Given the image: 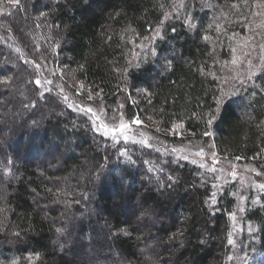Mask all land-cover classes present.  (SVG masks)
I'll return each mask as SVG.
<instances>
[{
    "label": "trees",
    "instance_id": "16d2710c",
    "mask_svg": "<svg viewBox=\"0 0 264 264\" xmlns=\"http://www.w3.org/2000/svg\"><path fill=\"white\" fill-rule=\"evenodd\" d=\"M1 1L0 264H264V193L234 260L233 197L210 205L198 163L115 147L80 110L94 94L129 121L181 124L204 144L214 132L221 153L264 163V66L245 84L231 66L238 36L262 40L264 0ZM44 61L78 92L56 68L47 84Z\"/></svg>",
    "mask_w": 264,
    "mask_h": 264
},
{
    "label": "rangeland",
    "instance_id": "374dc122",
    "mask_svg": "<svg viewBox=\"0 0 264 264\" xmlns=\"http://www.w3.org/2000/svg\"><path fill=\"white\" fill-rule=\"evenodd\" d=\"M6 10L7 8L0 0V15ZM262 23H264V14ZM244 35L246 36L247 33H244ZM259 36L262 40L260 39L252 43V45H248L244 37H237L235 44L238 46V51L236 50L237 52L234 55L231 66L235 68L233 81L239 84H245L250 81L264 66V26L260 27ZM55 68L62 79L66 78L67 87H73L78 92L79 89L77 88L78 86L80 87V83H77L74 77L68 78L57 66H55ZM55 68L52 63L45 61L40 66V73L49 85H53L54 83L52 77L55 74ZM62 79L60 80L62 81ZM59 83L58 88L62 89L60 86L61 83ZM46 88V85L42 84V89L45 90ZM67 90L68 91L63 92V94L68 95V97L73 95V91L70 89ZM86 96H90L91 99L87 97L85 100V108H90L92 110L90 114L98 119L96 123L100 125L96 126V128L99 127L100 130L102 129V133L105 125L109 129H119L121 123L128 125L123 135L118 136L116 140H113L111 136H107L113 146L117 147L119 144H125L129 140L140 141V143H143L145 146H153L154 148L163 150L164 153L176 157L178 160L182 158L185 159L186 157V159L198 163L204 173H208L210 183L214 185L213 193H215L217 202L225 192L228 198H234L235 203L232 213H235V216L228 215L231 227L229 238L232 240V244L234 245L233 251H235V253H231V258L234 260L237 259V241L238 238L241 237L244 229L247 228V224L244 221L245 210L250 204H260V195L264 193V189L260 187V185L264 184V163L259 164V162H255L254 159L244 160V158L241 157L237 159V157H229L221 153L214 132L208 137V143L204 144L202 140L195 139L194 136L186 134L181 124L175 125L170 130H161L158 125L151 120L142 121L141 119L135 118L133 121H129L124 111V103H119L118 106L113 108L110 106L104 108L94 102V94ZM137 121L139 122L137 123ZM142 125H144L146 129H144ZM153 130L164 133V135L181 138L182 141L176 142L175 144L165 143L164 141V143H162V140L156 137ZM125 135L128 136L129 139L125 140L123 138ZM120 150L122 153L125 152L122 148ZM213 168H215L216 171H212ZM233 173H235V175H233ZM209 203L213 205L211 200ZM257 260L262 263L263 258L261 257Z\"/></svg>",
    "mask_w": 264,
    "mask_h": 264
},
{
    "label": "snow or ice",
    "instance_id": "6c2138e0",
    "mask_svg": "<svg viewBox=\"0 0 264 264\" xmlns=\"http://www.w3.org/2000/svg\"><path fill=\"white\" fill-rule=\"evenodd\" d=\"M42 15H43V14H42ZM157 31H159V30H157ZM205 39H207V37H205ZM37 67H39V65H37ZM35 83H36L37 85H39L41 82H40V80H36ZM49 83H50V81H49ZM45 91H48V89L46 88ZM41 95H42V94H41ZM66 99H67V98H66ZM89 99H91V97H89ZM32 106H33V107L35 106V103H34V102H33V105H32ZM69 106L71 107V105H69ZM80 110H81V111H88V112H91V111H92L90 108H89V109L81 108ZM219 111H220V102H218V104H217V112H219ZM214 119H216V117H215V116H212V117L209 119L208 123L211 124L212 120H214ZM138 122H139V121H137V123H138ZM127 128H128V125H126V124H124V123H121V124L119 125V129H116V128L109 129V128H107V126L105 125V126H104L103 135H104V136H111L113 140H116L118 136L123 135L124 130H126ZM96 130L99 131V130H100L99 127H97ZM204 135L207 136V135H210V133L205 132ZM123 138H124L125 140L129 139V137L126 136V135H125ZM138 142H140V141H138ZM123 154H124V153H122V155H123ZM129 159H131V158L129 157ZM185 159H186V157H185ZM237 159H239V157H237ZM146 163H147V162H146ZM150 170H151V169H150ZM159 171H160V172H163V168H160ZM212 171H216V169L213 168ZM233 175H235V173H233ZM168 180H172V177H171V176H168ZM260 187H261L262 189H264V184L260 185ZM211 203H212L213 205H215V204L217 203V201H216V199H215V193H213V196H212V199H211ZM241 210H243V209H241ZM230 215L234 217V216H235V213H230ZM58 231H59V230H58ZM173 238H174V237H173ZM228 242H229V244H231V243H232V240L229 239Z\"/></svg>",
    "mask_w": 264,
    "mask_h": 264
}]
</instances>
